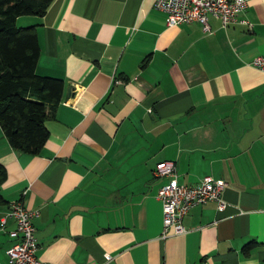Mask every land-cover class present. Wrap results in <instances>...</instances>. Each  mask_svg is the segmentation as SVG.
Masks as SVG:
<instances>
[{
  "label": "crops",
  "instance_id": "0c3cea01",
  "mask_svg": "<svg viewBox=\"0 0 264 264\" xmlns=\"http://www.w3.org/2000/svg\"><path fill=\"white\" fill-rule=\"evenodd\" d=\"M154 2L53 0L17 17L35 26L36 72L65 88L39 153L0 128V220L18 199L38 210L37 255L54 264H264V71L249 63L264 56V0H246L251 27L209 16V31L168 26ZM165 161L180 184L222 179L226 204L192 206L185 232L162 238Z\"/></svg>",
  "mask_w": 264,
  "mask_h": 264
},
{
  "label": "trees",
  "instance_id": "16d2710c",
  "mask_svg": "<svg viewBox=\"0 0 264 264\" xmlns=\"http://www.w3.org/2000/svg\"><path fill=\"white\" fill-rule=\"evenodd\" d=\"M53 0H0V128L10 147L37 154L49 131L45 121L62 99L61 77L36 72L40 46L35 26H19L20 15L43 16ZM6 170L0 163V186ZM5 200L0 193V204Z\"/></svg>",
  "mask_w": 264,
  "mask_h": 264
},
{
  "label": "built area",
  "instance_id": "2783aa9c",
  "mask_svg": "<svg viewBox=\"0 0 264 264\" xmlns=\"http://www.w3.org/2000/svg\"><path fill=\"white\" fill-rule=\"evenodd\" d=\"M246 4V0H155L154 8L166 14L168 26L198 22L204 31H209V16L218 18L224 28L233 22L248 23L251 27L240 17ZM249 63L264 71V56L257 55ZM153 176L168 178L157 190L163 210L162 238L185 232L183 219L194 205L215 201L218 209L225 207L222 191L226 183L222 179L205 176L196 185L180 184L174 163L166 161L156 165ZM38 215V210L27 209L20 199L10 204L0 220V227L6 220L14 222V228L8 231L12 243L6 249L5 264H54L37 255L39 244L33 219Z\"/></svg>",
  "mask_w": 264,
  "mask_h": 264
}]
</instances>
